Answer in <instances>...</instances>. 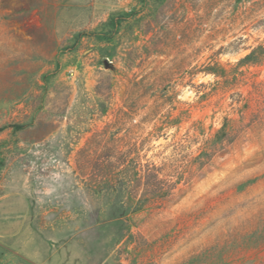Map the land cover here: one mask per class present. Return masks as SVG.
<instances>
[{"label":"rangeland","instance_id":"1","mask_svg":"<svg viewBox=\"0 0 264 264\" xmlns=\"http://www.w3.org/2000/svg\"><path fill=\"white\" fill-rule=\"evenodd\" d=\"M0 264H264V0H0Z\"/></svg>","mask_w":264,"mask_h":264}]
</instances>
